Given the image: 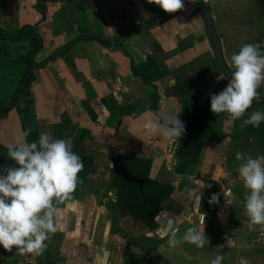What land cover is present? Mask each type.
Returning a JSON list of instances; mask_svg holds the SVG:
<instances>
[{"label": "crops", "instance_id": "0c3cea01", "mask_svg": "<svg viewBox=\"0 0 264 264\" xmlns=\"http://www.w3.org/2000/svg\"><path fill=\"white\" fill-rule=\"evenodd\" d=\"M201 2L188 0L177 15L134 32L116 45L124 31L165 12L147 0H1L0 29L7 34L2 43L10 50L18 47L34 67L30 86L34 108L30 120L15 108L0 119V143L6 147L14 142L24 132L25 120L39 136L50 132L71 145L78 143L77 154L90 164L87 178L78 177L71 198L58 205L60 227L46 241L51 250L64 257L59 264H126L129 253L142 255L144 264H209L217 255L223 256L222 264H239L240 257L250 264H264V245L255 241L260 225L255 230L248 227L244 208L247 190L237 171L240 161L235 159L237 151L252 158L264 155V121L259 127L242 126L253 112L264 113V99H254L234 122H229L225 113L215 114L212 123L216 135L208 137L197 161L179 170L176 161L184 158V134L170 140L150 130L152 123L163 124L165 115L175 113L188 124L181 93L175 87L192 81L206 65L214 64L194 84L189 97L210 104V96L223 90L230 80L216 65ZM210 9L228 64L244 44L264 48V0H211ZM83 35L100 36L110 45L79 40L46 64H33ZM33 36L39 46L31 51ZM148 57L156 58L166 71L153 85L145 83L132 68ZM218 76L223 78L218 80ZM154 91L160 94L156 109L152 108ZM258 92L264 98V84ZM127 104H132L133 114L119 113L120 106ZM117 153L124 160L142 155L155 159L152 177L175 180L178 185L161 220H176L177 238L196 226L209 243L203 248L186 242L169 248V237L162 227L147 233L143 240L134 237L132 227L124 221L121 224L106 204L107 199L114 198L110 162ZM213 195L218 202L210 204ZM204 215L205 224H201ZM115 217L120 224L114 227ZM105 241L114 245L108 247ZM122 241L126 245L122 243L118 249V258L113 255L115 242ZM35 259L30 254L14 255L0 246V264H35Z\"/></svg>", "mask_w": 264, "mask_h": 264}, {"label": "clouds", "instance_id": "9594fccd", "mask_svg": "<svg viewBox=\"0 0 264 264\" xmlns=\"http://www.w3.org/2000/svg\"><path fill=\"white\" fill-rule=\"evenodd\" d=\"M147 3L159 6L166 13L184 8L183 0H147ZM229 67L233 69L230 80L223 90L210 96V111L217 115L225 113L226 119L234 122L245 114L254 99H264L258 92L264 84V51L254 44H244L231 55ZM163 121V124L150 125L153 134H162L171 140L180 138L186 131L178 113L165 115ZM261 121H264V113L255 111L242 126L259 127ZM30 131L22 132L6 145L8 157L18 167L0 170L6 173L0 174V246L7 252L15 248L22 256L38 257L47 250L46 241H50L60 227L58 205L70 199L76 190L83 162L69 142L54 138L50 132H42L38 141L28 143L26 137ZM235 159L240 161L237 171L247 190L244 208L249 218L248 227L255 230V226L260 225L264 235V155L252 158L237 151ZM217 202L216 195L209 200L210 204ZM156 219L159 221V213ZM200 223L205 224V215L200 217ZM162 228L169 237V248L185 242L203 248L209 243L205 233L196 226L187 228L183 236L177 238L179 229L172 217L166 219ZM226 243L231 245L230 241ZM222 260L223 256L217 255L209 264H222ZM239 264H250V261L240 257Z\"/></svg>", "mask_w": 264, "mask_h": 264}, {"label": "trees", "instance_id": "16d2710c", "mask_svg": "<svg viewBox=\"0 0 264 264\" xmlns=\"http://www.w3.org/2000/svg\"><path fill=\"white\" fill-rule=\"evenodd\" d=\"M6 37L7 34L0 29V41ZM14 38H17V36ZM33 38L34 40H32L31 51L39 46L38 38L35 36H33ZM6 47L8 46H3L2 49L4 50ZM6 50L8 49L6 48ZM29 60L28 55L21 56L17 59V61L25 62L26 66L16 88V97L8 103H5L0 99V119L7 117L8 113L13 108H15L22 116L34 108V98L30 91V86L33 81L34 67L28 64ZM132 68L134 73L141 76L145 83L152 85L166 73L165 69L161 67L160 62L156 60V58L151 57H148L147 61L143 63L132 64ZM211 69L212 66H207L196 77H194L192 81H188V83L186 82L185 84H178L175 87L181 93L184 118L188 121V126L183 135V141L186 143H184V146H181V155H183L184 158L177 159L176 161V169L178 170L182 166L197 161L200 158L208 137L216 135L212 123L215 114L210 111V104L201 103L188 95L194 84L207 75ZM151 99L153 100L152 108L156 109L160 100V94L157 91H154L151 95ZM131 108L132 104L120 106L118 112L123 115L133 114L130 111ZM23 125L24 131L30 129L25 120ZM30 130V134L26 137L27 142L31 143L38 141V131ZM78 146V143L72 145V151L76 154ZM154 160L155 159H152L147 155L129 156L125 158V163L133 175L146 178L147 181L143 184L128 182L122 176L114 177L111 182L112 186L115 187L113 199L122 216V221L136 231V237L139 240H143L147 233H154L157 229L162 227L163 221L161 218L165 213L166 206L172 201V198L178 189V185L174 184L175 180H155L154 177H152L151 173ZM82 162L83 169L78 175L86 178L90 164L88 160H82ZM14 163L15 162L7 155V148L0 143V170L7 167H13ZM15 166L18 167L16 164ZM0 174L6 173L0 172ZM158 213L160 214L159 221L156 219ZM139 232H142V234H139ZM44 253L48 264H58L57 261L52 259V253L49 246ZM129 255L126 264H144V257L142 255L134 254L136 256L135 259L129 257Z\"/></svg>", "mask_w": 264, "mask_h": 264}, {"label": "water", "instance_id": "95a60500", "mask_svg": "<svg viewBox=\"0 0 264 264\" xmlns=\"http://www.w3.org/2000/svg\"><path fill=\"white\" fill-rule=\"evenodd\" d=\"M210 1L211 0H207V3H205V0H202V2H201L202 13H203L205 22L207 24V33H208V36H209V38L213 44V47H214V53H215V57H216L218 67L220 68L221 72L224 75H226L227 77H230L231 71H233V69H231L229 67V64L226 62V59H225V56L223 53L222 43H221L220 38L218 36L217 29H216V26H215L214 20H213V15H212V12L210 9ZM187 2H188V0H183L184 6L186 5ZM180 11H182V9L178 10L175 13H166L165 12V13L161 14L160 16H158L157 18H155L154 20H151L149 22L139 24V25H136V26H133V27L127 29L122 34H120V36L116 42V45H120L121 43H123V41L127 37H129L132 33L140 32L144 29L160 25L161 23H163L164 21H166L170 17L177 15ZM79 40H97L104 45H107V46L110 45V43L106 39H104L100 36L83 35V36H79V37L75 38L74 40H72L67 45L66 48L58 50L57 52L53 53L50 57H48L43 62H41V63H34L33 62V64L36 66H42V65L46 64L50 60L54 59L58 54L66 51V49H68L76 41H79ZM258 48L261 49V51H264L263 47H258ZM185 126H188V124L186 123ZM210 138H214V137H210ZM110 166L113 169V172H112L113 177L122 176L128 182H135V183L137 182L140 184H143L144 182L147 181L146 178L137 177L130 172L128 166L125 163L124 156L120 153H117V154H114L111 156Z\"/></svg>", "mask_w": 264, "mask_h": 264}, {"label": "rangeland", "instance_id": "374dc122", "mask_svg": "<svg viewBox=\"0 0 264 264\" xmlns=\"http://www.w3.org/2000/svg\"><path fill=\"white\" fill-rule=\"evenodd\" d=\"M3 40L0 41V99L5 102L8 103L11 100H13L16 97V88L18 86V82L24 72L25 69V64H22V62H18L17 59L20 58L22 56V52L18 49V47L13 48L11 47V50L6 47L7 49H9L8 51H6V48L3 50ZM33 109H31L29 112L25 113V115L23 114V116H25V118H27L28 120H30V114L32 115L33 113ZM106 204L108 206L109 211L111 212V214L114 212L117 215V220L122 221V216L119 213V210L114 202V199H107L106 200ZM94 212V211H93ZM92 212V213H93ZM91 216H94V214H90ZM116 217L114 220V227L117 226V224L120 222H115L117 221ZM123 223V221L121 222V224ZM111 226V224H110ZM129 226V225H127ZM104 226L101 225V229ZM130 227V226H129ZM99 229V227H98ZM91 230V229H90ZM132 231L134 232V237H136V231H134L132 229ZM90 234V233H88ZM115 234V233H114ZM55 235V234H54ZM91 235V234H90ZM53 236V235H52ZM53 244L55 243L52 240ZM98 243V241H96ZM103 243H107L108 247H111V245H114V242L112 243L111 241L108 242H103ZM122 243H124V241H122L120 244L118 242H115V244H117V248H116V253H113V255H118L119 258V253H118V249H120V246H122ZM93 246V243H91ZM100 244V242L98 243ZM119 244V245H118ZM56 245V244H55ZM124 245H126V243H124ZM97 246V245H95ZM98 247V246H97ZM125 247V246H124ZM114 248V247H113ZM129 248H130V244H129ZM96 247H92V250L95 251ZM122 251V249H121ZM52 253V259L57 261L58 264L62 262V260L64 259V257L60 256L58 254V251L56 250H51ZM13 254L16 255L17 251L15 250V248L13 249ZM129 257H131L132 259H135L136 256L134 254L129 253ZM47 259L45 258V253H43L42 255L36 257L35 259V264H48Z\"/></svg>", "mask_w": 264, "mask_h": 264}, {"label": "built area", "instance_id": "2783aa9c", "mask_svg": "<svg viewBox=\"0 0 264 264\" xmlns=\"http://www.w3.org/2000/svg\"><path fill=\"white\" fill-rule=\"evenodd\" d=\"M226 198H227V196H226ZM255 241L257 244L264 245V235L261 234V226L259 228V231H258V234H257Z\"/></svg>", "mask_w": 264, "mask_h": 264}, {"label": "flooded vegetation", "instance_id": "af4514ba", "mask_svg": "<svg viewBox=\"0 0 264 264\" xmlns=\"http://www.w3.org/2000/svg\"><path fill=\"white\" fill-rule=\"evenodd\" d=\"M213 48H214V47H213ZM223 53H224V52H223ZM214 55H215V53H214ZM224 56H225V55H224ZM225 59H226V58H225ZM215 60H216V57H215ZM226 62H227V60H226ZM227 63H228V62H227ZM213 65H214V64L206 65L205 68H206L207 66H213ZM216 65L218 66L217 61H216ZM212 68H213V67H212ZM218 68H219V67H218ZM219 69H220V68H219ZM211 70H212V69H211ZM211 70H210V71H211ZM220 71H221V70H220ZM112 172H113V169H112ZM88 174H89V173H88ZM88 174H87V176H88ZM78 177H80L81 179H86V178H87V177L84 178V177L79 176V175H78ZM114 188H115V187H114Z\"/></svg>", "mask_w": 264, "mask_h": 264}]
</instances>
